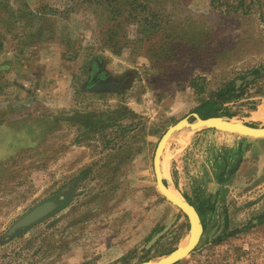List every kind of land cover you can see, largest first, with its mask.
<instances>
[{"label": "rangeland", "instance_id": "1", "mask_svg": "<svg viewBox=\"0 0 264 264\" xmlns=\"http://www.w3.org/2000/svg\"><path fill=\"white\" fill-rule=\"evenodd\" d=\"M138 1L156 26L142 27L139 5L111 46L99 3L0 0V264H138L193 234L157 188L155 149L168 127L264 64V0ZM238 89L216 108L264 126L249 119L264 75ZM162 172L204 224L175 264H264V138L184 129ZM48 201L58 207L10 232Z\"/></svg>", "mask_w": 264, "mask_h": 264}, {"label": "water", "instance_id": "2", "mask_svg": "<svg viewBox=\"0 0 264 264\" xmlns=\"http://www.w3.org/2000/svg\"><path fill=\"white\" fill-rule=\"evenodd\" d=\"M248 79H252L249 76ZM191 116L194 120H191ZM204 128L217 129L233 134H238L244 137H251L254 139L264 138V126H251L242 121H236L225 116H209L201 117L197 112L192 113V115L186 116L175 124L168 127V129L160 137L154 157H153V168L155 174L156 185L159 192L173 205L178 207L189 219L193 234L180 246H178L173 251L169 252L165 256L140 262L138 264H175L178 261L184 259L188 256L198 245L201 236L204 231V224L201 215L196 208V206L189 201L185 200L181 196H177L169 187L167 181L165 180L162 172V158L164 150L169 142L170 138L177 132L184 129L189 130H199ZM58 207V203L54 201H48L40 204L21 218L16 224L13 225L10 232H13L19 227L27 226L36 220L47 215L49 212L55 210ZM175 219L171 221L162 231L157 233L152 240L148 243L151 246L155 243L163 234H165Z\"/></svg>", "mask_w": 264, "mask_h": 264}, {"label": "trees", "instance_id": "3", "mask_svg": "<svg viewBox=\"0 0 264 264\" xmlns=\"http://www.w3.org/2000/svg\"><path fill=\"white\" fill-rule=\"evenodd\" d=\"M93 1L97 6L102 5L103 9L101 10L103 12H107L109 16V26L103 31L105 34V43L113 46L116 45L114 39L118 35V30L121 29V26L123 25V22L125 23L130 17H133L137 12V8L139 5L142 6L143 9H148L149 14H147L146 18L142 20V27L146 26L148 28L153 26H156V24H152L151 22V15L149 8L141 3H139L138 0H91ZM99 3V4H97ZM140 6V7H141ZM22 11V9L20 10ZM127 13V15H126ZM153 17V16H152ZM100 15H98V22L101 21ZM100 23V22H99ZM34 37V35H33ZM27 41V38L25 42ZM24 42V40H23ZM261 68V67H259ZM255 69V72H259L258 69ZM239 87L236 85L235 81L229 82L228 84L224 85L223 87H220L219 90L216 92H213L211 95V98L203 103L199 109H197V113L201 117H209V116H226L227 114L220 112L218 108H216V105L219 102H223L226 100H230L232 98H235L236 96H239ZM199 213L202 214V211L200 208H197Z\"/></svg>", "mask_w": 264, "mask_h": 264}, {"label": "flooded vegetation", "instance_id": "4", "mask_svg": "<svg viewBox=\"0 0 264 264\" xmlns=\"http://www.w3.org/2000/svg\"><path fill=\"white\" fill-rule=\"evenodd\" d=\"M258 68H259V67H258ZM256 69H257V68H256ZM258 71H259V72H255V70H254L253 73L249 74V75H252V76H253L252 79H248V78H249V75L244 76L243 78H238V80H240V81L237 80V81H238V82H237V86H238L239 88H243V87H245L246 85H248L250 82H252L253 80H256V79H258V77L264 75V64L261 66V68L258 69ZM239 90H240V89H239Z\"/></svg>", "mask_w": 264, "mask_h": 264}, {"label": "crops", "instance_id": "5", "mask_svg": "<svg viewBox=\"0 0 264 264\" xmlns=\"http://www.w3.org/2000/svg\"><path fill=\"white\" fill-rule=\"evenodd\" d=\"M262 104V103H261ZM258 105V107H257V110H254L253 112H251V118H249V119H258V120H264V108L262 109V112L260 113V111H261V108L260 107H262V106H264V103L262 104V105ZM260 106V107H259ZM258 108H259V110H258ZM257 111V112H256ZM256 112V113H255ZM254 113L256 114V116L254 115ZM259 115H258V114ZM257 117V118H256ZM259 117V118H258ZM252 124V123H251Z\"/></svg>", "mask_w": 264, "mask_h": 264}, {"label": "bare ground", "instance_id": "6", "mask_svg": "<svg viewBox=\"0 0 264 264\" xmlns=\"http://www.w3.org/2000/svg\"><path fill=\"white\" fill-rule=\"evenodd\" d=\"M262 105V104H261ZM260 107V106H259ZM261 108V111H260V113L262 112V109L264 108V106H262V107H260ZM258 110H259V108H258ZM257 112V111H256ZM255 112V113H256ZM254 113V115L256 116V114ZM258 114V113H257ZM259 115V114H258ZM257 118V117H256ZM259 118V117H258ZM170 187V189L177 195V196H180V195H178V193L176 192V191H174L173 190V188H171V186H169Z\"/></svg>", "mask_w": 264, "mask_h": 264}]
</instances>
